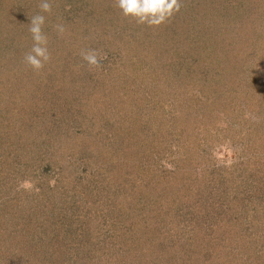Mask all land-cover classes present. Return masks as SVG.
<instances>
[{
	"label": "trees",
	"instance_id": "1",
	"mask_svg": "<svg viewBox=\"0 0 264 264\" xmlns=\"http://www.w3.org/2000/svg\"><path fill=\"white\" fill-rule=\"evenodd\" d=\"M198 1L185 4L200 15L181 10L180 0L177 16L152 27L125 17L117 0H86L84 20L68 8L75 0H49L51 13L41 12V0H9V9L0 10V119L12 112L6 109L9 87L15 94L10 99L23 104L27 97L40 100L44 89L37 107L52 106L45 95L57 89H70L74 97L70 116H77L78 126L55 128V120L32 131L13 122L36 172L56 177L47 186L52 202L36 213L42 230L27 241L44 249L43 260L56 255L55 261L76 264L84 257L86 264H264V157L217 167L209 151L183 144L213 132L219 110L232 102L237 109L228 115V128L246 107H261L256 94L264 91V0H247L245 8L243 0H211L209 10H200ZM36 14L46 18L51 54L39 72L23 61L33 44L29 17ZM57 23L66 29L62 36L53 29ZM189 26L205 34L195 39ZM88 50L106 57L99 67L82 59L81 51ZM189 113L195 122L184 127ZM110 133L120 142L113 148ZM60 138L75 147L63 165L47 156L49 145L57 152ZM176 146L183 151L173 160ZM15 161L9 166L20 164ZM23 252L25 257L29 249Z\"/></svg>",
	"mask_w": 264,
	"mask_h": 264
},
{
	"label": "rangeland",
	"instance_id": "2",
	"mask_svg": "<svg viewBox=\"0 0 264 264\" xmlns=\"http://www.w3.org/2000/svg\"><path fill=\"white\" fill-rule=\"evenodd\" d=\"M7 1L9 0H0V10L9 9V6H7L6 3ZM186 1L183 0L185 8H182L181 10L188 9L189 12H194L193 15H200L197 12L198 9L191 10L188 6H186ZM210 1L211 0H199L198 2L202 3L199 9L209 10L208 3H210ZM243 1V8H245L249 5V3L247 2V0ZM181 4L183 5L182 2ZM68 8L72 10V14L74 13L75 17L79 19L81 18L82 20H84L83 17L87 19L88 9L86 0H75V7L73 4L71 6L69 4ZM15 9H17V7H15ZM178 14V12L175 13L173 17L177 16ZM64 15L65 13L62 16ZM1 28L0 31L2 30ZM188 28L191 27L189 26ZM188 31H190L191 36L195 35V39L201 38L202 33L203 35L205 34L204 30L200 27L197 28L192 26L191 30ZM257 62L261 63V61ZM262 62V66L264 68V58L262 59ZM257 65L259 66L258 63ZM262 79L264 81V76L262 77ZM9 92L11 93V96L15 95L14 90H12V87H9ZM43 92L44 89L42 91H39V94H41L40 100L37 99L36 101H32L30 97H27L24 102L25 104H23L21 101H18L17 98L10 99V96V98L7 99L6 109L12 110V112H8L6 118L0 119V144H3V146H0V203H4L3 205H1L3 216H0V255L3 254L2 258L0 259V264H76L73 260H68L65 263L55 261L53 257H55L56 259L60 258L56 255L50 257L47 261H45L41 258L43 254L41 250L44 249L39 248L38 250V247H34L29 243L27 244V241L29 240L31 235L35 234V230L39 232L42 230V228L37 223L36 213L37 211H39L40 213L41 211H43L44 208L46 209V207L48 208L49 201L52 202V199L50 198H52L53 192L47 189V186H49V188H52V185L55 183L56 177H51L52 173H54L53 171H51L49 177L48 175L44 176V172H36L38 169L35 166V160L27 152L26 149L28 147L25 146V144L19 138V135L15 133L16 127H14L13 122L16 119L20 120V123L25 125L27 130L32 131H34L37 127L46 129L55 120L56 122H58V124L55 123V128L64 127L65 129L66 124L70 122H75L73 125H70L71 127L78 126L77 116H70L74 112L70 110L73 108L72 101H74V97L70 89H57L55 93L52 92L48 96L45 95V97L52 99L53 101L51 103L52 106H48L49 108L44 106L37 107L36 105L38 101L41 104V101L45 100V98L42 96ZM256 101L261 102L260 108H255L256 106L252 107V105V109L246 107V112L236 118L237 121L235 124L232 125V128H228L226 123L227 121L229 123L231 122L230 116L228 115L235 114L234 109L231 111L232 107H235L237 109L235 102H232L231 105H229L223 110L224 112L219 110V115H217L216 117L217 122L215 121L214 125L215 128L212 130L213 132H208V134L206 135H204L203 133L199 134L194 137L196 141L194 140V138L187 139V141H184L183 144L189 145V147H198L207 152L209 151V154L207 155L209 158H211L210 162L216 165L217 167L227 166V164L233 162L236 163L242 158H247L251 155L264 157V91H258V93L256 94ZM256 103L259 104L258 102ZM57 104L60 105L58 106ZM247 105H249L248 102ZM169 110H172V106L171 108L166 109L167 114ZM173 113L174 112L171 111V114ZM180 114H183L182 111H180ZM191 114L192 113L187 114L190 118L186 116L189 122H186L183 125L184 127H189L195 122L193 119V114ZM196 115L197 112H195L194 117H197ZM21 116H25L27 120H23V117ZM41 116L42 119L40 120ZM169 116L170 115L168 114V117ZM170 118L173 120L172 117ZM37 119L40 120L38 123L36 122ZM59 122H62L63 126H60ZM194 132H197V130H194ZM110 135L111 142H109V140L108 142L111 145V148H113L115 145H119L120 142L116 139V136L112 133H110ZM189 135L192 136V133L189 132ZM59 140L63 142L61 146L57 147V152H55L54 150L56 148V145L55 148H51L49 145L47 149V156L48 159H56L57 164L63 165L64 162H67L66 158H69L68 155L75 150V147L74 145H71V143L66 144V138H60ZM53 141H51V143ZM46 142L49 143L50 141ZM105 142L106 141H104V143ZM195 142L198 143L196 144ZM182 151L183 150L181 148H178L176 146L175 150L171 151L172 154L170 158L173 160H178L180 155L182 154ZM241 154L246 155L241 156ZM15 160H17L20 164L18 166H9V164H15ZM160 168L162 167L160 166ZM165 168L170 169L168 168V165ZM68 174L70 175L72 174V172L68 171ZM41 178L43 179L44 183L40 184L38 183V180H40ZM67 178L69 177L67 176ZM34 193L36 195H34ZM213 193L216 194L214 190ZM22 205L23 213L21 214L19 210L21 209ZM29 206H32L29 209V212L30 210L32 211L30 213L27 211V208ZM216 208H218V206H216ZM11 221L14 222L12 223ZM16 222H19L17 223L18 225H16ZM31 222H33L35 225H32ZM5 224L6 227L3 226ZM20 228L23 229L21 230ZM13 231H16V234ZM108 234L109 233H106V235ZM6 235L8 236L7 239ZM76 238L77 237L71 239L70 248L73 244L77 242L78 239ZM106 241L108 243L110 242L107 236ZM23 248L25 250L29 249V253L25 257L23 256ZM46 249L51 252L54 250V247L51 246L50 248ZM119 249L123 250V247L120 245ZM53 253L59 254L60 252L54 251ZM29 255H32L31 258H28ZM78 262V264H86V258L84 257L82 261L80 260Z\"/></svg>",
	"mask_w": 264,
	"mask_h": 264
},
{
	"label": "clouds",
	"instance_id": "3",
	"mask_svg": "<svg viewBox=\"0 0 264 264\" xmlns=\"http://www.w3.org/2000/svg\"><path fill=\"white\" fill-rule=\"evenodd\" d=\"M41 12L51 13L52 4L49 0H41L38 5ZM117 6L122 10L125 17L131 16L138 24H146L149 27L159 26L166 22L175 13L180 11V0H117ZM28 31L32 37V47L25 53L23 61L33 71L39 72L50 60L51 54L48 49V36L43 31L45 16L36 14L29 17ZM58 36H62L65 27L61 23L53 25ZM82 59L90 67L100 66V60L106 57H98L95 50L81 51Z\"/></svg>",
	"mask_w": 264,
	"mask_h": 264
}]
</instances>
